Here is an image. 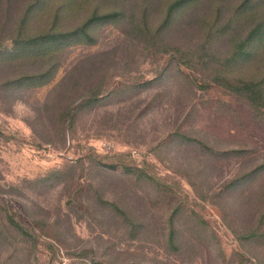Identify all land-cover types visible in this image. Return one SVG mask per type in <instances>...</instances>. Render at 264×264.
I'll return each mask as SVG.
<instances>
[{
    "label": "rangeland",
    "instance_id": "rangeland-1",
    "mask_svg": "<svg viewBox=\"0 0 264 264\" xmlns=\"http://www.w3.org/2000/svg\"><path fill=\"white\" fill-rule=\"evenodd\" d=\"M33 1L0 0V264H264V237H242L264 208V170L252 173L264 108L211 76L242 74L227 58L256 12L243 0H39L33 33L55 17L63 30L122 15L58 53L51 81L21 83L53 62L9 54ZM258 56L248 66L264 69Z\"/></svg>",
    "mask_w": 264,
    "mask_h": 264
},
{
    "label": "trees",
    "instance_id": "trees-1",
    "mask_svg": "<svg viewBox=\"0 0 264 264\" xmlns=\"http://www.w3.org/2000/svg\"><path fill=\"white\" fill-rule=\"evenodd\" d=\"M39 0H34L28 6L26 14L22 17L21 21L16 27V32H18V38L20 39L17 45V52H10L9 54L20 53V49L25 53L23 54H35L45 57L46 63L50 62L46 68H43L41 71L31 74H25L21 76L18 81L23 83H32L35 84H44L48 83L54 78V75L57 72L59 59L57 58L58 53H60L66 46H69L71 42L76 40H83V33H87L91 24L95 19L107 18L122 15V11L112 10L106 13H96L92 18L85 21L84 24L71 28V29H56L57 17L55 20L50 22L43 30H40L38 33H33L32 29H29L30 23V14L36 9V2ZM186 0H177L171 7L170 11L182 6ZM249 10L255 11L257 14V19L254 20L253 26L249 29L247 35L240 39L235 46L234 53L231 58H227L230 61L231 65L235 63L239 67H243L242 74H231L229 72L230 67H224L220 65H206V67H214L212 70V79L222 83L231 91L245 96L257 109L264 108V69L253 68L248 66L250 63L254 62L255 58L259 57L258 54L264 55V6H260L259 2L255 0H243L238 7V10ZM169 19L165 20L158 29L163 30L169 24ZM28 52V53H27ZM182 56V54H181ZM188 61H192V57L188 55H183ZM225 59V60H227ZM224 60V61H225ZM187 61V62H188ZM202 61L205 64H209V61L205 58H202ZM223 62V61H222ZM253 68V69H252ZM99 94H94L90 98V101L96 102L99 99ZM86 99H81L76 104L71 103L66 109L62 111V119L67 120V115L72 111V108L81 107L85 103ZM115 166V165H114ZM264 170V162L259 164L257 168L253 170L252 173H258L259 171ZM250 175H239L230 180L229 185L234 186L245 179ZM116 204V203H114ZM117 205V204H116ZM259 220L254 224L253 228L245 233L242 237L245 239L257 240L259 237H264V208L262 209ZM13 220V219H12ZM174 223V222H173ZM170 241L174 242V237H176V230L172 227ZM240 236V233H239ZM241 237V238H242Z\"/></svg>",
    "mask_w": 264,
    "mask_h": 264
}]
</instances>
